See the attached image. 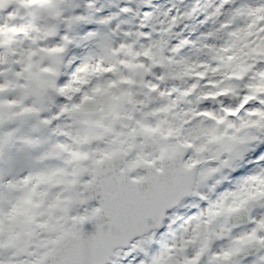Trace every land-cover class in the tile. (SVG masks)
Here are the masks:
<instances>
[{"label": "snow or ice", "instance_id": "obj_1", "mask_svg": "<svg viewBox=\"0 0 264 264\" xmlns=\"http://www.w3.org/2000/svg\"><path fill=\"white\" fill-rule=\"evenodd\" d=\"M0 264H264V0H0Z\"/></svg>", "mask_w": 264, "mask_h": 264}]
</instances>
